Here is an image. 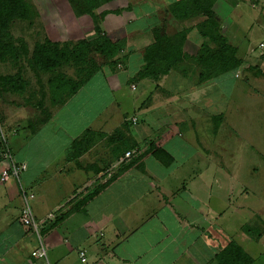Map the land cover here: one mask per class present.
Here are the masks:
<instances>
[{
    "label": "crops",
    "instance_id": "crops-1",
    "mask_svg": "<svg viewBox=\"0 0 264 264\" xmlns=\"http://www.w3.org/2000/svg\"><path fill=\"white\" fill-rule=\"evenodd\" d=\"M239 5L249 8L248 21L230 16ZM212 10L242 60L232 75L200 80L194 65L180 63L157 77H138L156 21L150 13L142 30L131 28L122 61L92 73L41 118L21 115L0 129V264H215L211 227L222 211L216 206L229 202L234 186L229 180L224 191L209 172L216 168L210 125L225 112L242 72L264 75L257 46L264 0H215ZM202 40L191 27L183 50ZM127 150L135 152L120 160ZM190 161L209 169L187 177ZM26 204L37 220L55 216L37 233L21 223ZM243 219L240 234H233L238 225L222 223L220 231L250 255V264H264V223L260 230ZM41 247L44 255L32 254Z\"/></svg>",
    "mask_w": 264,
    "mask_h": 264
},
{
    "label": "rangeland",
    "instance_id": "rangeland-1",
    "mask_svg": "<svg viewBox=\"0 0 264 264\" xmlns=\"http://www.w3.org/2000/svg\"><path fill=\"white\" fill-rule=\"evenodd\" d=\"M25 1L28 6L26 17L12 18L9 32L17 47L16 39H24L28 56L19 54V58L14 59L10 57L11 52H3L6 59H0V129L14 125L21 115L41 118L45 109L51 110V105L57 104L71 89L76 88L83 74L81 69L99 63L101 66L108 65L105 64V55L94 48L97 31L89 15L77 12L69 0ZM164 1L113 0L93 11L95 14L103 10L107 12L100 23V30L113 40L118 39V46H127L128 40H131L128 36L131 35V28L137 26L142 30L144 16L150 13L156 19L155 24L166 27L169 33L198 27L205 19L202 13L193 14V9L189 7V16L177 22L171 21L169 7ZM247 10L248 7L239 5V8L230 10V16L238 21H248L251 14ZM261 30L257 28L256 34L250 38L251 44L257 43ZM46 38L57 41L65 53L56 55L52 66L39 67V64H32L30 58L35 45L43 43ZM198 48V45L193 46L186 53H193L190 55L193 56ZM242 73L234 94L225 103V112L220 118H215V122L211 120L213 125H210V129L216 125V147L210 153H214L211 160L216 168L214 172H209L225 183L224 191L228 188L227 181L231 180L234 186L226 192L230 206H227L229 202L215 205L217 212L222 210L213 222L215 227H211L216 231L217 249L228 241V237L220 231L222 223L238 225L233 233L236 235L240 234L242 216L247 227L257 225L262 230L260 227L264 223V75L252 71ZM11 110H14L13 114L9 112ZM190 163L185 166L187 177L194 175L198 169L206 168L201 161Z\"/></svg>",
    "mask_w": 264,
    "mask_h": 264
},
{
    "label": "trees",
    "instance_id": "trees-1",
    "mask_svg": "<svg viewBox=\"0 0 264 264\" xmlns=\"http://www.w3.org/2000/svg\"><path fill=\"white\" fill-rule=\"evenodd\" d=\"M110 1L113 0H69L77 12L91 17L93 28L97 31V36L93 42L94 48L105 55V64L114 66L124 59L125 55L121 54V51L126 45L118 46V39L113 40L111 37L106 36L107 34L103 30H100V23L107 12L103 10L95 14L93 11L94 8ZM214 1L171 0L168 5L171 21L177 22L189 16L187 11L189 7L193 9V14L202 13L205 16L202 23H199L198 27L195 26L203 40L198 44L199 48L196 54L190 56L183 50V43L190 28L185 30L178 29L169 33L168 29L162 25L155 24L151 26L149 29L151 41L144 48L142 55L143 65L138 77H157L180 63L187 65V67L194 65L198 69L200 80L220 79L224 76L232 75L240 67L242 60L236 55V46L230 43L221 31L219 21L212 10ZM27 8L25 0H0L1 60L6 59L3 52H6V54L11 52L13 56L10 55V57L14 59H18L19 54H23L25 57L28 56V49L24 39H16L17 47L14 45L13 36L9 32L12 18L26 17ZM64 53L65 49L57 41H51L46 38L43 43L35 45L30 59L32 64H39V67L41 65L49 67L55 62L56 55ZM189 57H192V59ZM101 67L99 63L81 69L83 74L81 73L82 76L75 87ZM75 89H71L68 93L71 94ZM159 152L163 153L161 149ZM162 155L167 157L165 153ZM167 159L169 158L167 157ZM251 261L250 255L232 238H229L215 253V264H250Z\"/></svg>",
    "mask_w": 264,
    "mask_h": 264
},
{
    "label": "built area",
    "instance_id": "built-area-1",
    "mask_svg": "<svg viewBox=\"0 0 264 264\" xmlns=\"http://www.w3.org/2000/svg\"><path fill=\"white\" fill-rule=\"evenodd\" d=\"M257 46L260 50L264 51V32L262 34V38L258 41ZM134 121V118H133ZM135 151L134 150H127L124 152V154L120 157V160H125L130 158L133 153ZM23 167V166H22ZM19 170V167H12V172L13 173H17V171ZM7 175V171L3 170L2 171V176L1 179H4V177ZM55 215L53 213H48L46 215V217L42 220H37L34 218V216L31 213L30 207L28 204L24 205L21 209V213H20V220L21 223L27 227H30L33 231L35 232H39L41 230V228L44 226V224L46 223V221L52 219ZM33 255H44L45 254V250L43 247H41L40 249L33 251L32 252ZM80 256H81V260H84V251H80Z\"/></svg>",
    "mask_w": 264,
    "mask_h": 264
}]
</instances>
